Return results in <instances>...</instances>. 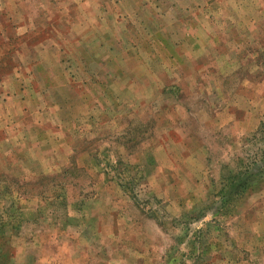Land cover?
I'll list each match as a JSON object with an SVG mask.
<instances>
[{
  "label": "rangeland",
  "instance_id": "374dc122",
  "mask_svg": "<svg viewBox=\"0 0 264 264\" xmlns=\"http://www.w3.org/2000/svg\"><path fill=\"white\" fill-rule=\"evenodd\" d=\"M0 264H264V0H0Z\"/></svg>",
  "mask_w": 264,
  "mask_h": 264
}]
</instances>
